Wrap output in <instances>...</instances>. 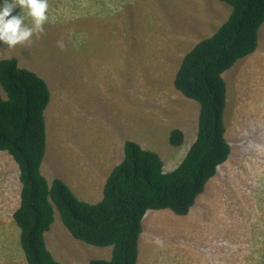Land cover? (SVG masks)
<instances>
[{"label": "rangeland", "instance_id": "obj_1", "mask_svg": "<svg viewBox=\"0 0 264 264\" xmlns=\"http://www.w3.org/2000/svg\"><path fill=\"white\" fill-rule=\"evenodd\" d=\"M48 3L43 34L13 48L0 43V59L16 57L50 88L42 173L49 181L59 177L70 184L65 172L82 178L80 171H90L92 162L98 171L91 170L83 182L100 175L104 181L122 158L127 139L157 151L165 172L175 169L190 147L200 111L197 101L176 90L175 75L183 55L215 34L231 6L219 0ZM223 77L229 160L218 167L189 214L147 212L136 264H264V24L256 51ZM0 95H6L1 87ZM180 127L187 137L182 146H173L170 132ZM20 189L18 164L0 152V264H27L13 219ZM51 229L47 245L64 264L112 257V247L75 240L57 210Z\"/></svg>", "mask_w": 264, "mask_h": 264}, {"label": "trees", "instance_id": "obj_2", "mask_svg": "<svg viewBox=\"0 0 264 264\" xmlns=\"http://www.w3.org/2000/svg\"><path fill=\"white\" fill-rule=\"evenodd\" d=\"M219 1L231 6L229 18L183 55L174 78L176 90L200 104L197 137L186 156L165 172L157 152L126 140L123 159L111 170L96 203L79 199L62 179L50 183L43 175L50 88L43 77L21 67L17 58L0 60V87L6 94L0 95V151L7 152L19 167L20 204L13 219L27 264H64L46 241L56 210L75 240L112 247L109 260L90 264H136L146 213L170 210L187 215L218 167L228 160L231 145L224 122L227 84L223 74L256 51L264 0ZM72 27L73 32L78 30ZM169 140L180 146L184 133L174 128Z\"/></svg>", "mask_w": 264, "mask_h": 264}, {"label": "clouds", "instance_id": "obj_3", "mask_svg": "<svg viewBox=\"0 0 264 264\" xmlns=\"http://www.w3.org/2000/svg\"><path fill=\"white\" fill-rule=\"evenodd\" d=\"M16 9H19V11L18 12L15 11ZM48 20H49V3H48V0H0V43H2L3 45H7L8 48H13L14 46H16L18 44H24L26 42H30L31 38L34 35H37V37H38L40 34H43V32H44L43 26ZM57 46L59 48L63 49L64 44L62 41H57ZM1 59H3V58H1ZM199 113H200V111H199ZM198 119H199V117H198ZM46 129H47V125H46ZM178 129L182 130V132L184 133L183 129H185V128L180 127ZM195 129L198 132V125L195 126ZM196 137H197V135H196ZM184 138H185V134H184ZM127 140H129V139H127ZM183 143H184V140H183ZM182 144L180 146H182ZM180 146H177V147H180ZM188 150H187V152H188ZM0 152H4V151H0ZM46 152H47V149H46ZM231 152H232V147H231ZM5 154L10 156L7 152H5ZM186 154H185V156H186ZM45 156H46V153H45ZM45 156H44V160H45ZM123 156H124V154H123ZM44 160H43V162H44ZM55 178H59V177H55ZM52 181H49V182L51 183ZM20 191H21V189H20ZM102 194H103V191H102ZM101 198H102V196H101ZM145 217H146V215H145ZM145 217H144V219H145ZM144 219H143V222H144ZM51 230L52 229H50V231ZM143 231H144V223H143ZM143 231H142V233H143ZM49 232L46 233V241H47V234H49Z\"/></svg>", "mask_w": 264, "mask_h": 264}, {"label": "crops", "instance_id": "obj_4", "mask_svg": "<svg viewBox=\"0 0 264 264\" xmlns=\"http://www.w3.org/2000/svg\"><path fill=\"white\" fill-rule=\"evenodd\" d=\"M184 130V134H185V138L187 137V132H186V130L185 129H183ZM196 135H197V131H196V129H195V132H194V134L192 135V137H193V140L190 142L191 144L194 142V140L196 139ZM185 138H184V140H185ZM191 144H190V146H191ZM117 151H118V154H113V156L112 157H114V160L116 159V157L119 155V153H120V147L118 146V148L116 147L115 148ZM112 150L113 149H111V152H112ZM107 151H105L104 153H106ZM119 158H120V156H119ZM122 158H123V156H122ZM122 158L119 160V162L122 160ZM110 160H113L112 158H111V156H109L108 157V161H110ZM91 162V161H90ZM119 162H117V164L119 163ZM91 164H92V166H91V170H96V171H98L97 170V166H98V164L97 165H93V163L91 162ZM113 169V168H112ZM74 170V169H73ZM72 170V171H73ZM90 170V171H91ZM90 171H88V172H82V171H80V173L83 175V177L82 178H79V177H76V178H73L72 179V177L71 176H68L67 175V173L69 172V171H67V172H65V176H63V177H65L66 179H69L71 182H70V184L72 185H70L64 178H61V179H63L71 188H72V190H74L75 191V193H76V195L80 198V199H82V200H85V201H88V202H90V201H92L91 199H93V198H95L96 200H93L94 202H96V201H99L100 199H101V196H102V191H103V187H104V184H105V182H106V179H107V177L109 176V174H110V172H109V174L107 175V177L105 178V180L104 181H102V179L104 178L103 176H95L94 177V179H93V182L92 183H84L83 182V180L86 178V176H89L90 175ZM80 173H79V175H80ZM59 175H61V174H58V176ZM78 175V176H79ZM62 176V175H61ZM102 181V182H101ZM95 183H98L97 185H95V186H92L93 184H95ZM92 186V187H91ZM101 186H103L102 187V190L101 191H97V189L99 188V187H101ZM91 195H93L94 197L93 198H91Z\"/></svg>", "mask_w": 264, "mask_h": 264}]
</instances>
